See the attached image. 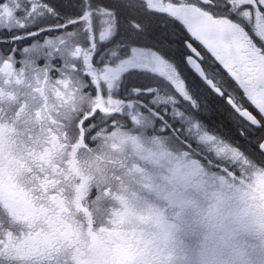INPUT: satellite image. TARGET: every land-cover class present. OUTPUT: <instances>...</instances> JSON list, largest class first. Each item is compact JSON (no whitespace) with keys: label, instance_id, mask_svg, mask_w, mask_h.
<instances>
[{"label":"snow or ice","instance_id":"snow-or-ice-1","mask_svg":"<svg viewBox=\"0 0 264 264\" xmlns=\"http://www.w3.org/2000/svg\"><path fill=\"white\" fill-rule=\"evenodd\" d=\"M0 264H264V0H0Z\"/></svg>","mask_w":264,"mask_h":264}]
</instances>
